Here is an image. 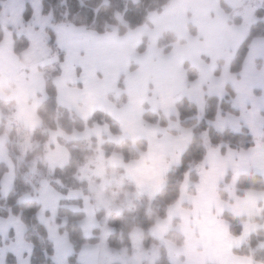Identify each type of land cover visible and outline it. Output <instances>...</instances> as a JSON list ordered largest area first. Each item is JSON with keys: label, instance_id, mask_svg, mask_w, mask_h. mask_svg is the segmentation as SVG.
I'll return each mask as SVG.
<instances>
[{"label": "crops", "instance_id": "obj_1", "mask_svg": "<svg viewBox=\"0 0 264 264\" xmlns=\"http://www.w3.org/2000/svg\"><path fill=\"white\" fill-rule=\"evenodd\" d=\"M177 2H179L176 3L177 6L172 4L163 13V19L166 16L165 24L157 22L161 29L158 33L170 32L177 40H182L183 38L177 34L176 25V22L180 21V28L184 31L188 23L192 24L195 35L192 38L187 37L188 45L185 48L175 46L173 52L168 55L159 48L153 56L149 55L150 48L144 50L145 53H140L142 56L131 55L139 49L142 41L139 36L131 41L132 35L137 33L135 31L119 38L113 33L97 35L69 25L52 27L56 45L65 58L59 76L54 82L58 106L73 113L82 121H88L96 112L103 113L117 123L121 137L110 135L104 126H94L82 134L71 136H65L58 130L49 132L47 165L50 171H54L68 164L69 155L62 143L89 140L98 143L101 138L113 144L120 138L131 142L145 140L147 150L135 162L126 164L118 155H111L104 160L100 152L97 161L102 167L106 166L105 170L106 168L120 170L123 178L131 182L141 194L154 197L164 187L166 174L179 165L192 134L191 131L180 128L178 123L169 124L168 129L145 123L142 120L143 108L159 112L169 119L177 116V101L186 98L195 104L197 114L201 118L206 98L222 100L231 93V108L235 110L236 115L220 112L211 126L216 130L228 129L234 132L244 129L255 141L253 147L248 150L230 148L209 150L197 167L199 179L194 186V193L191 195L188 193L189 184L185 182L181 188L179 201L170 207L165 219L158 221L151 228L150 234L155 240L163 243L171 264H256L251 260L236 257L232 252L255 232L257 226L246 223L242 237L235 239L230 236L229 226L223 220V215L229 213L240 218L257 217L260 214V206L264 204V192L245 191L239 197L236 190V184L243 176H258L264 182V39H254L251 42L240 73L232 74L230 65L233 57L246 40L248 29L257 22V18L255 12L253 15L256 22L251 26H244L242 19L238 25H231L221 8L223 5L230 12L241 14L243 8L252 7L254 0ZM259 9H264V6L257 10ZM149 17L152 20V15ZM43 27L45 31L47 26ZM180 51H186L188 57L184 58V62L196 71L197 80L193 83L187 80L184 62L179 64V69L174 68V64L170 62L173 54ZM120 56H125L123 67L117 70L114 66L111 72L113 75L109 76L108 69L116 65ZM134 56L138 57L133 59ZM19 61L20 59L18 60L13 53L12 35L3 30V40L0 43V89L8 90L13 87L10 99L17 103L16 119L25 127L37 128L39 120L36 109L45 100L43 78L38 71L40 63L29 68ZM133 61H136L138 65L135 64V67L139 70L137 74L128 75L127 64ZM26 71L27 74H23ZM139 71L148 77L147 87L150 89L146 88L150 91V97L138 103L137 107H132L133 103L128 99L133 96L136 88L141 87L142 81L139 78L144 75H140ZM125 74L128 77L124 79L123 91L118 93L116 91L117 96L112 98L111 93H115L118 82ZM121 97L124 98L122 102L124 104L120 108L109 100L116 101ZM1 120L0 114V122ZM171 131L175 134L172 135ZM6 142V137H0V164L12 167L6 157ZM98 168L100 167H93L86 173L91 175ZM93 177H96L95 174ZM13 182V170L8 169L1 182L2 197L10 193ZM96 184L90 183L91 199L79 192H72L63 199L47 184L41 183L38 196L34 198L40 206L37 220L47 232L56 264H69L73 251L68 237L57 229L54 222L62 201L81 202L84 218L79 223V228L85 239H91L96 230L101 234V229H105V237L102 240L104 249L101 251L100 242L97 245L83 246L77 263L117 262L114 256L118 252L111 251L106 244L109 233L106 221L97 222L95 217L98 209L93 200ZM223 189L227 194V202L222 200L220 195V190ZM29 201H33V198L25 196L20 200L21 203ZM68 209L72 212L78 211L74 206ZM262 228L264 230V225ZM172 231L183 236L185 242L182 247L165 241ZM24 233V227L18 219L12 216L5 220L0 219V240L9 235L14 236L13 242H9L4 248L0 247V264H7V255L12 256L16 264H30L32 247L24 242ZM139 241L142 254L149 251L154 253L157 250V248L144 250L141 246V235ZM156 259L154 258L151 264H154Z\"/></svg>", "mask_w": 264, "mask_h": 264}, {"label": "trees", "instance_id": "obj_2", "mask_svg": "<svg viewBox=\"0 0 264 264\" xmlns=\"http://www.w3.org/2000/svg\"><path fill=\"white\" fill-rule=\"evenodd\" d=\"M7 0H0V14L2 6ZM175 0H41V16L49 21L51 27L57 25H69L83 28L97 35L116 34L124 37L143 25L147 24L150 14L161 12ZM25 6L22 13L24 23L28 24L33 19V10L28 0H24ZM225 13L230 11L223 5ZM257 22L248 29L247 38L236 51L230 65L232 74H239L243 61L248 53L249 46L254 39H264V9L256 11ZM240 18L233 16L228 23L238 25ZM189 33L194 35V30L189 27ZM46 45L55 56L56 62L39 68L43 78L45 100L37 109L40 125L35 129H27L19 125L14 119V104L0 100V137L7 138L6 150L8 159L14 168V182L10 193L6 197L1 195L0 187V219L5 220L9 216L17 217L25 227L24 242L32 247L30 264H56L54 250L50 243L45 228L38 222L37 214L40 206L36 201L21 203L25 197L35 196L40 183H45L63 199L72 192H79L84 197L90 198V183L100 186L101 180L86 173L97 165L98 152L103 159L111 155L120 156L124 163L128 164L139 159L140 155L147 150L145 140L131 142L127 139H119L113 144L102 138V145L97 147L95 140L62 143L69 155L68 164L61 169L50 171L46 161L49 132L60 131L64 135L71 136L82 133L94 126H104L110 135L121 137L119 126L107 115L96 112L88 121H82L73 113L61 108L57 104L55 79L59 76V65L63 54L56 48L55 35L52 29H45ZM3 40V29L0 27V43ZM13 53L19 60L20 56L27 52L30 47L29 40L25 36L12 34ZM143 43V42H142ZM175 43L173 35L164 33L158 40V48L167 54L171 45ZM145 50V43L138 49L139 54ZM184 70L189 83L197 80L196 71L188 64H184ZM135 67H131L134 71ZM123 91V87L119 84ZM229 93L227 98H206L204 113L201 118L197 114L194 103L186 98H181L176 103V117L167 119L159 112H153L144 107L142 120L162 129H168L169 124L178 123L179 127L191 131L190 143L181 156L180 163L172 168L164 178V187L154 197H148L137 191L136 187L123 178L120 170L106 168V177L115 175L114 179L106 178L101 192L116 195L115 203L122 204L121 213L105 214L97 210L95 217L97 222L106 221L109 233L106 238L107 247L113 251L130 252L132 248L131 236L133 232L140 231L141 246L144 250L157 248L158 258L154 264H171L163 243L155 240L151 234V228L167 216V212L180 198L181 188L185 182L189 184L188 193H194V186L198 182L199 173L197 165H200L211 149L230 148L234 150H248L253 147L255 141L246 130L234 132L231 130H216L211 124L216 116L223 114L236 115L231 108ZM116 107H121L124 98L118 101L109 99ZM169 131V130H168ZM174 135V131L170 132ZM99 150V151H98ZM7 173L5 165L0 164V182ZM87 175H86V174ZM105 180V177L102 178ZM237 195L242 196L245 191L264 192V182L254 175L240 177L236 184ZM222 200L227 202V194L220 190ZM115 203V204H116ZM117 205V204H116ZM74 206L77 212H72L68 207ZM81 202L62 201L56 212L55 223L59 231L68 237L72 246V255L69 264H78L77 258L81 248L85 245H97L100 231L96 230L91 239H85L79 228V223L84 215L81 212ZM260 214L252 218L235 217L229 213L223 215V220L228 223L229 234L235 239L243 235L246 223L257 226L255 232L250 234L245 242L233 250V255L253 261L256 264H264V204L260 206ZM106 215V218H105ZM105 218V220H103ZM62 221L65 225L62 226ZM166 242L176 247L184 245V238L178 232L172 231L165 238ZM7 264H16L12 256H7ZM117 264V263H115Z\"/></svg>", "mask_w": 264, "mask_h": 264}, {"label": "rangeland", "instance_id": "obj_3", "mask_svg": "<svg viewBox=\"0 0 264 264\" xmlns=\"http://www.w3.org/2000/svg\"><path fill=\"white\" fill-rule=\"evenodd\" d=\"M28 1H29V4L31 5L32 10H33V19L31 20L30 23L26 24V23H24V21L22 19V13L24 11V6H25L24 0H7L6 3L3 4V6H2L3 11L0 15V27H2L3 30H6L10 35L16 34V35L25 36L29 40L30 48L28 49V51L26 53L22 54L19 57L20 58V61H19L20 64H23L25 66L27 65L29 68H31L32 65L38 66V64L40 63L39 68H43L46 65H50L51 63L56 62V60L54 59L55 56L52 55V53L48 49L47 45L44 44L45 32L43 29L44 28L43 25L47 26V28L50 27L51 29H52V27L50 25H47L48 19L41 16V0H28ZM132 1L137 2V0H132ZM177 1L178 0H175L171 3H169V5L161 12V14H150V15H152V20L150 19V17H149L150 15H149L147 18V24H145L142 27L134 30L137 33L132 35V37L130 38L131 41H134L135 38L139 36L140 37L139 39L142 40L141 44L145 43V50L147 48H150L149 49V55H151V56L155 55V53L158 51V41L157 40H159V38L161 37L162 34L170 33V32H164L162 34L158 33L159 31H161L160 24H165L166 16L163 19V13L167 9H169V7L172 4L179 3ZM174 6H177V4ZM178 6H179V4H178ZM263 6H264V0H254V2L252 3V7L251 8L250 7L243 8L241 14H239L238 12H235V11H231L228 14L223 11V13H224L227 21H229L233 16H239L238 18L242 19V24L244 26H251L252 24H254L256 22L255 16L253 14L256 12V10L258 8H262ZM157 22L160 23L158 26H157V24H158ZM40 23H42V25H39ZM153 23L156 25H154ZM176 25H177V34H178V36L182 37L183 39L177 40V38L172 33H170L171 35H173V37L175 39V43H173L171 45L170 52L173 50V48L175 46L185 48L188 45L187 37L192 38L195 35V29H194L192 24L188 23L187 26L185 25L186 31H184L183 28H180L181 27L180 21H177ZM189 27L194 30V35L189 33V31H188ZM8 30H11V32ZM134 31H132V32H134ZM35 36H36V38H35ZM119 38H122V37H119ZM156 41H157V44H156ZM56 48L58 49L57 45H56ZM169 53H167L165 55H168ZM131 55L142 56L143 54L142 55L139 54L138 49H137V51H135ZM138 56H134L133 59H136ZM183 56H185V57H183ZM186 56L188 57V54L186 53V51L175 52L173 54L172 60H170V62H172L174 64V68L179 69L180 68L179 64H182L185 61L184 58H186ZM189 56L193 57L192 55H189ZM118 58L119 59L117 60L116 65H113L110 67V69H108L107 72H110L109 76L113 75V74H111V72L113 71L114 66L116 67L117 70H120V67H123L124 61H125V56H123V57L120 56ZM53 60H55V61H53ZM64 61H65V58L62 59V62L59 65L60 69H61V66L63 65ZM128 61L129 60L127 59V62ZM135 64L138 65L136 63V61H133L132 63L127 64L129 66V70H127L128 75L137 74V71L139 69H137L135 67L136 66ZM184 64H185V62H184ZM186 64H188V63H186ZM131 67H135L134 71L130 70ZM27 71H28V69H27ZM27 71L24 72L23 74H27ZM122 72L125 73V70L122 69ZM103 73H104V71H103ZM120 74H122V73H120ZM139 74L141 75L144 73L139 71ZM128 75L125 74L122 77V79L118 82L117 88H115V93H111V95H110V96H112V98L117 96L116 91H117V93L121 92V90L119 88V84H121L123 87L125 84V80L127 79ZM146 76L147 75L144 74V75H142V77L139 78V80L142 81V83L140 84L141 87L136 88L134 90L133 96L130 99H128L129 102L133 103L132 107H137L138 103H141L143 100L149 99V97H150V91L148 90L150 88L147 87L149 85L148 77H146ZM81 87H83V86L81 85ZM141 88H143V89H141ZM146 89L148 91H146ZM13 91H14L13 87H10V89H8V90H6L5 88L0 89V100L1 101L7 100V102H11L14 104L15 113H14L13 117L19 125L23 126V124H21L18 121V119H16V117H15V115L17 113V103L10 99ZM118 100H116V101H118ZM38 107H37V109H38ZM37 109H36V116H37ZM37 118H38V116H37ZM38 120H39V118H38ZM39 125H40V121H39ZM23 127H25V126H23ZM25 128L30 129V130L35 129V128H28V127H25ZM88 130H91V129H88ZM82 133H75V134H82ZM65 136H67V135H65ZM6 140H7V138H6ZM6 144H7V142H6ZM102 144H103L102 141H99L97 143V147H100ZM5 150H6V145H5ZM6 154H7V150H6ZM6 157H7L8 163L11 166H13L8 159V155ZM3 165L6 166L7 170L8 169L13 170V173H14L13 167H8V165H6V164H3ZM199 166L200 165H197L196 167H199ZM95 167H100V168H98V170L95 169L94 173L92 175L95 174V176L100 178V180H101L100 186L96 185L97 189L93 193V200H95L96 206L98 205L97 210H102L105 212V214H108V213L120 214L122 212L121 211L122 204L115 202L117 204L116 205L113 202V200H116L115 196L117 194L115 193L116 194L115 195L114 192H112L110 195H107V194H105V193L103 194L101 192V188L106 186L105 185L106 178H109V180H112L116 176L111 174V175H108V177H106L107 176L106 172H104L106 166L102 167L100 165V163H97V165ZM6 175H7V173L2 177L1 182ZM103 177H105V180L102 179ZM1 182H0V187H1ZM40 185H41V183H40ZM40 185H39V187H40ZM39 187H38V190L34 191L35 196H33V201H35L34 198L38 196L37 193L40 189ZM137 191L139 193H141L139 190H137ZM97 210H96V212H97ZM105 218H106V215H105ZM105 218L103 220H105ZM15 219L19 220V218H17V217H15ZM55 220H56V218L54 219V222H55ZM19 222H21V221L19 220ZM64 225H65V221H62V226H64ZM55 226L57 227V229H59V227L56 225V223H55ZM24 230H25V227H24ZM25 233H26V230H25ZM25 233H24V235H25ZM133 233H134V235L132 234V236H131L132 248H131L130 254H128L127 252L113 251L110 249L113 252H118L115 254L114 257H116V259H114V260H117V262H116L117 264H141V261L143 262V264H151V262L153 261L154 258H158V250H155L154 253L152 251H149V252H145L142 254L140 252V248H139V245H140L139 237H140L141 233H140V231H135ZM100 237H99L100 238L99 242L101 243L100 245H101V251H102L104 249V244H103L102 240L105 237V229H101ZM13 239H14V236L12 237V235H9L8 237L0 240V247L4 248V246H6L9 242H13ZM244 242H245V240H244ZM124 253H126L127 255ZM7 256H10V255H7ZM101 262H102V254L100 255V263Z\"/></svg>", "mask_w": 264, "mask_h": 264}]
</instances>
